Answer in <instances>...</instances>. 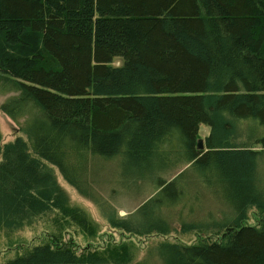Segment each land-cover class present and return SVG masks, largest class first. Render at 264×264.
<instances>
[{
    "label": "trees",
    "instance_id": "trees-1",
    "mask_svg": "<svg viewBox=\"0 0 264 264\" xmlns=\"http://www.w3.org/2000/svg\"><path fill=\"white\" fill-rule=\"evenodd\" d=\"M0 94L9 96L1 110L29 142L2 146L0 134V231L48 211L87 229L47 164L84 192L95 159H120L136 180L156 181L134 216L112 225L168 233L177 214L183 229L202 227L178 210L180 180L197 169L234 216L215 223L216 239L162 244L165 263L264 264V196H247L251 186L239 181L256 176L264 152V0H0ZM203 124L210 132L199 149ZM229 159L239 160L236 168ZM183 166L185 174L168 179ZM252 207L259 220L245 225ZM61 238L52 234L4 264L132 259L125 245L104 256Z\"/></svg>",
    "mask_w": 264,
    "mask_h": 264
},
{
    "label": "rangeland",
    "instance_id": "rangeland-1",
    "mask_svg": "<svg viewBox=\"0 0 264 264\" xmlns=\"http://www.w3.org/2000/svg\"><path fill=\"white\" fill-rule=\"evenodd\" d=\"M8 97V95L0 94V106ZM226 119L229 118L226 117ZM209 132L210 128L207 125H201L199 139L204 141ZM0 134L2 146L12 143L18 138L28 142L27 137L20 129V125L4 113L1 108ZM233 141L236 142H232V145H241L239 139ZM257 149L260 148L257 147ZM30 153H33L32 149ZM2 156V151H0V162L3 159ZM237 159H229L228 164L231 168L237 167L239 161ZM47 165L53 170L57 183L67 198L68 205L84 213L88 218L89 227L82 229L75 225L70 218L65 223L58 218L61 215L57 211H48L46 214L34 218L28 226L13 233L7 234L5 231H0V264L15 258L19 253H23L25 250L22 248L29 249V247L47 242L52 234H60L64 242H73L78 252L90 249L99 251L101 255L105 256L107 255L105 253L115 247L125 245L132 255L129 264L141 262L167 264L165 263L166 256L160 248L162 244L191 245L206 238L216 239L215 223L229 221L234 216L231 202L229 203L224 198L210 192L211 189L198 178L197 169H190L185 174L183 172H185L186 166H183L173 169L167 177L173 179L181 173L185 174L180 182L186 187V196L181 199L178 210L180 211L185 207L187 222L198 223L202 227L183 229L181 218L180 216L177 217L176 214L170 220L168 233L154 231L137 234L128 232L112 225L111 219L129 220L132 218L142 204L154 195L152 180L156 181L155 178L150 179V177L145 176L146 179L144 180H136L134 174L124 169L120 159L112 163L95 159L93 165L90 164L89 175L83 179L84 183L87 182V186H85L87 191L82 192L65 179L58 167ZM252 170L256 176H243L239 179L240 185L251 186L252 190H247L249 197L264 196V152L257 158L256 165H253ZM228 187L230 192L236 193L235 188ZM258 212L256 207L250 208L244 224L255 225L259 220ZM170 215L173 216L174 213H170ZM139 219L142 220L140 223L144 226H151L153 223L152 219L144 218L141 215ZM58 221L63 223L58 225Z\"/></svg>",
    "mask_w": 264,
    "mask_h": 264
},
{
    "label": "water",
    "instance_id": "water-1",
    "mask_svg": "<svg viewBox=\"0 0 264 264\" xmlns=\"http://www.w3.org/2000/svg\"><path fill=\"white\" fill-rule=\"evenodd\" d=\"M198 148L203 149L204 148V141L202 139H199L198 141Z\"/></svg>",
    "mask_w": 264,
    "mask_h": 264
},
{
    "label": "bare ground",
    "instance_id": "bare-ground-1",
    "mask_svg": "<svg viewBox=\"0 0 264 264\" xmlns=\"http://www.w3.org/2000/svg\"><path fill=\"white\" fill-rule=\"evenodd\" d=\"M199 141V140H198Z\"/></svg>",
    "mask_w": 264,
    "mask_h": 264
}]
</instances>
